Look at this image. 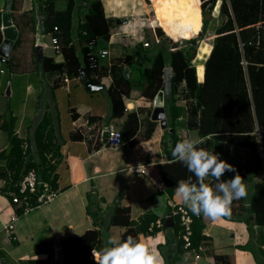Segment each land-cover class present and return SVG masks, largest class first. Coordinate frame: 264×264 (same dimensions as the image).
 Masks as SVG:
<instances>
[{
	"label": "trees",
	"instance_id": "trees-1",
	"mask_svg": "<svg viewBox=\"0 0 264 264\" xmlns=\"http://www.w3.org/2000/svg\"><path fill=\"white\" fill-rule=\"evenodd\" d=\"M156 1L151 0L152 5ZM164 1L171 3L163 5V13L167 14L164 16L168 18H162V29L171 37L200 41L202 38L194 37L195 29L201 25L199 35L205 32L211 17L210 5L213 0ZM76 5L85 7L83 17L77 22L79 53L75 45L69 43V28ZM44 8L55 16L53 22L46 23L44 31L51 30L58 37L63 60L55 61L51 56H42L40 68L76 76L83 67L86 78L96 84L101 83V78L110 76L111 83L107 86L104 84L110 101V117L125 112L122 96L127 95L133 87H139L146 100L152 99L164 84L166 66L171 68V87L164 107L167 126L172 130L167 133L170 138L164 141V152L168 161L159 164L160 176L166 184V190L171 193L182 179L191 177L195 180L192 173L171 154V147L181 139L177 132V116L185 111L183 124L197 130L203 141L200 147L217 153L250 181L251 190L248 196L234 201L232 212L237 209L234 216L247 223L249 240L243 245L244 248L252 252L258 264H264V248L261 247L264 242V173L261 178L257 177L260 171H264V0L220 1L219 19L210 53L203 63L204 76L201 82L197 80L195 67L190 61L194 55L195 42L182 43L180 47L169 46L166 51L164 32L157 26L154 34L162 37L161 42L148 49L146 56L150 63L136 65L138 78L134 79L128 73L125 75L124 66H128L130 71L131 64L137 62L136 54L124 53L123 56L110 59L108 64L97 54H90L91 50L97 51L98 46H102L97 37L106 42L110 36L112 18L105 16L101 0H67L63 9H56L53 0H44ZM1 41L0 31V43ZM18 42L17 37L14 46ZM136 45L139 51L137 54H140L142 49ZM142 47L145 46L142 44ZM197 70L198 66L196 73ZM180 98L184 99V105L177 102ZM143 109L144 106H140L138 110L126 113L121 125L122 140L135 138L140 122L139 113ZM69 110L72 117L76 118L78 113L75 108L70 107ZM145 112L142 119L145 127L139 134L142 138L150 137L155 125V121L149 118L150 111ZM88 119L93 121L97 117L89 116ZM14 120V115H9L0 124L8 137L7 146L0 150V177L5 180L4 187L19 192L18 180L29 167H35L39 170L40 179L55 188V164L46 158V154L51 153L53 157L58 155L59 142L50 118L44 115L35 124L29 137H21L14 132ZM82 137L79 129L70 133L71 139ZM227 144L234 146V150L229 149ZM94 146H98L97 141ZM239 149H242L241 155ZM32 154L36 159L29 160L28 156ZM233 175L235 173H227L224 179ZM208 182L213 181L210 179ZM88 200V212L92 213L93 206L100 210L93 194H88ZM29 201L31 205L37 203L34 193L29 196ZM22 210L23 206L16 209L17 212ZM190 214L191 247H196L206 236L202 232L201 216H196L191 211ZM231 216L232 214L229 217ZM155 217L154 214L146 212L138 220H134L130 218L129 206L120 205L116 201L102 226L94 219L98 227L88 228L80 235H70L62 240L61 248L65 259L68 264H95L92 250H101L104 247V238L109 235V225L125 227L120 236L121 240L129 235L138 238L139 232L149 233L158 229L157 226L152 230L148 229L150 221ZM173 218L175 229L180 233L178 216L173 215ZM178 236L179 243H183L180 234ZM214 259L217 264H232L222 254L215 253Z\"/></svg>",
	"mask_w": 264,
	"mask_h": 264
},
{
	"label": "crops",
	"instance_id": "crops-1",
	"mask_svg": "<svg viewBox=\"0 0 264 264\" xmlns=\"http://www.w3.org/2000/svg\"><path fill=\"white\" fill-rule=\"evenodd\" d=\"M169 2L171 3V1L157 0L152 5L154 14L153 17L148 18L149 26L160 24L163 17L168 18L164 16L167 14L163 13V5ZM102 4L105 7V15L113 17L115 20L113 22H116L114 23L116 26H110L108 40L102 46H98V49L108 50V55L103 58V61L108 64L113 57L123 56L124 53L129 52L136 54V61L150 63L146 53L154 44L161 42L160 38L154 34V42L146 39L142 32L143 22L140 27H134L136 17H132L136 19L133 23L126 22V19L115 16L118 14L112 11L113 8L109 10L110 13H107V5L104 1ZM0 11L9 13L10 25L15 28L6 60L0 61V97L1 95L6 97V100L2 101L3 106L0 105V124L9 115H14V132L18 136L29 137L35 124L47 115L51 123L53 120L51 125L59 142L58 155L53 157L51 153L46 154V158L55 164L53 173L56 174V187L50 186L52 194L45 200L36 199L37 203L31 205L29 196L32 193H30L26 201H12L11 196L14 191L7 190L4 187V178L0 177V264H68L61 248L62 240L70 235H80L88 228L98 227L94 219L102 226L116 201L120 205L129 206L130 218L134 220H138L146 212L154 214L155 219L158 217L163 219L162 226H158L156 231L139 232L138 239L156 246L165 257L166 264H217L214 259L215 253L224 255L232 264H258L252 252L243 246L249 240V232L246 221L234 216L237 209L232 212L231 217L216 220L201 216L202 232L206 237L196 247L186 248L182 242L179 243V232L175 229V220L171 216L168 221L166 215L171 210L170 202L182 203L175 197V189L168 193L159 172V164L168 161L164 152V141L170 138L167 133L172 128L167 126V121L166 125L162 126L160 120L152 118L153 98L156 94L152 99L146 100L141 94V89L133 87L127 95L122 96L125 112L122 115L110 117V101L106 104L103 100L100 105L101 97L91 100V94L94 93L92 90H105L104 84L107 86L112 81L110 76L101 78V83H97L101 84V87L89 89L82 77L83 67L76 76L40 68L42 56H51L55 61L63 60L61 50L55 51L58 53L55 57L52 53L44 52L49 43L43 37L48 34L51 38L53 34L51 30L45 32L44 28L46 23L53 22L55 17L54 14L45 10L44 0H0ZM84 12L85 7L81 14H77V20L83 17ZM212 13L213 10L210 14ZM216 16L218 21L219 11L216 12ZM72 21L71 18L69 43L72 42L76 47L72 34ZM121 21L124 24L120 26L122 32H119L116 28ZM2 22L0 21V31L3 40ZM124 35H131L136 41L131 44L122 42L125 39ZM17 37L19 42L14 46ZM144 40L149 41V45L145 46ZM38 42L46 43V45L42 46ZM137 43L139 45H136ZM142 44L145 47H142ZM79 45L80 43L78 49ZM135 45L142 49L140 54H137L139 51ZM50 47L54 50L52 44ZM168 50L169 46L166 45V51ZM195 56L194 53L190 61L195 67L197 80L201 82L203 79H198L196 73ZM124 68L125 75L128 73L130 76L131 69L129 71L128 66ZM165 70L164 84L168 80L167 76H171V68L166 66ZM83 89L90 91L86 100L78 98ZM56 90L60 94L66 92L67 95L62 101V111L59 109L58 98L60 97ZM168 96L169 89L165 88L163 107ZM177 102L182 105L185 103L182 98ZM140 106H144V109L139 113L140 122L135 138L123 140V144L119 147L104 145V137L101 133L103 126L106 123H112L121 130L126 113L138 110ZM70 107H74L77 111L76 118L72 117ZM146 110L150 111L149 118L155 121V125L150 137L142 138L139 134L145 127L142 119L145 117ZM164 115L166 119L165 107ZM89 116H96L97 119L90 121ZM177 119L179 121L177 132L180 137L189 135L201 139L195 128H188L183 124L185 111L180 113ZM74 129L80 130L83 135L81 139L70 138V133ZM95 141L98 143L97 147L94 146ZM7 144L6 131L0 125V150ZM23 146H26L25 143ZM227 147L234 150L232 145L227 144ZM239 154H242V149H239ZM28 158L32 160L36 159V156L32 154ZM137 162L147 163L146 169L149 175L129 168L131 163ZM29 169H34L39 176L37 168L29 167L27 170ZM158 181H163L162 187H158ZM246 183L250 192V181L247 178ZM89 193L93 194L100 210L93 206L92 213L88 212ZM19 206H23L21 212L16 211ZM188 211L190 212L189 209ZM124 228L118 224H111L108 227V234H116L120 237Z\"/></svg>",
	"mask_w": 264,
	"mask_h": 264
},
{
	"label": "clouds",
	"instance_id": "clouds-1",
	"mask_svg": "<svg viewBox=\"0 0 264 264\" xmlns=\"http://www.w3.org/2000/svg\"><path fill=\"white\" fill-rule=\"evenodd\" d=\"M202 143L199 138L184 135L174 147L170 146L172 157L195 177L178 181L175 197L196 216L212 220L229 217L233 202L246 198L249 186L235 166L200 147ZM230 172L235 175L224 179ZM92 256L95 264H166L156 246L131 235L124 240L116 234L107 235L104 247L100 251L93 248Z\"/></svg>",
	"mask_w": 264,
	"mask_h": 264
},
{
	"label": "rangeland",
	"instance_id": "rangeland-1",
	"mask_svg": "<svg viewBox=\"0 0 264 264\" xmlns=\"http://www.w3.org/2000/svg\"><path fill=\"white\" fill-rule=\"evenodd\" d=\"M103 1L107 5V7H106L107 8V13H110L111 11H109V10H111V8H113L112 11L118 14V15L115 14L116 17L126 19L127 20L126 22L130 21L132 23H133V21L136 20V19H133L132 17H136L137 20H136V25L134 27H137V28L140 27V24H142L141 22H143L144 25H143V28H142L143 29L142 32H143V36L146 39H151L154 42L155 41L154 40V37H155L154 36V31H155L154 28L159 26L161 28V30L164 32L163 36L165 38L163 37V39L165 40V42H167V46L178 47L179 44H182V43L190 44V43H194L195 42L196 43V47H195L194 53L196 55L197 46H198V42L196 40L193 39V41H191V40H189L190 38L184 39L185 37H181L178 40H174L172 37H170L162 29V27L160 25L149 26L148 18L149 17H153V14H154V10H153V7H152L151 0H109V1L108 0H102V3H103ZM66 3H67V0H54V6L56 8H64L66 6ZM103 8H105L104 5H103ZM82 10H83V6H77L76 5L74 7L73 12H72V20H73L72 21L73 22L72 34H73L74 40L76 42L77 53H79V50H78L79 40L77 39V33H76V31H77L76 30L77 29V21H78L77 20V14H81ZM104 12L106 14L105 9H104ZM111 18H112L111 19V26L114 27V26H116V25H114V23H116V22H113V20H114L113 17H111ZM122 24H124V22L121 21L118 24L119 25L118 28L115 27L119 32H122V29L120 27V26H122ZM125 28H129V27L125 26ZM205 34H206V32H204L203 34H200V35L196 34V35H194V37L199 36L200 38H204ZM157 37H159L160 40L162 39L161 36H157ZM124 38L125 39L122 42H125L126 44H131L132 42L136 41V39H134L131 35L130 36L129 35L128 36L124 35ZM43 39L45 41H48V43H49L48 47L44 49V52L52 53V55L55 57V55H57L58 53H55V50H53L50 47V44H51L50 36L48 34H46L43 37ZM208 39H209V42L211 43L212 37L211 38L208 37ZM97 40H98L99 44H104V42H102L99 37H97ZM117 57H119V55L115 56V59ZM144 64H146V63L144 61L141 62V60L137 61L136 63L134 62L133 64H131L130 78H138V72H137V68L136 67L138 65H144ZM31 78H33V77H31ZM92 91L94 93L91 94V96H92L91 100L95 99V98L99 99L101 97L102 99L100 101V103H101L100 105H102L103 100L106 102V104L109 103V97H108V95H107V93H106V91L104 89H95V90H92ZM57 92H58V95L60 97V99L58 98L59 109L62 111V101L64 100L65 97H67V95H66V92H64V94H62V93L60 94L59 91H57ZM89 93H90V91L88 89H83V91L80 92L81 95L78 98H82L83 100H86V98H87ZM72 97L74 98V96H72ZM3 99L6 100V97L5 96L3 97L1 95V97H0V105L3 103L2 102ZM88 100H90V99H88ZM2 106H3V104H2ZM57 109H58V107H57ZM52 123H53V120H52ZM262 176H263V171H260L257 177L261 178Z\"/></svg>",
	"mask_w": 264,
	"mask_h": 264
},
{
	"label": "built area",
	"instance_id": "built-area-1",
	"mask_svg": "<svg viewBox=\"0 0 264 264\" xmlns=\"http://www.w3.org/2000/svg\"><path fill=\"white\" fill-rule=\"evenodd\" d=\"M54 29H56V26H54ZM50 39L54 50L57 52L60 51L61 44L59 43L58 37L53 33ZM38 43L42 46L46 45V43H42V42H38ZM143 44L145 46L149 45V41L144 40ZM90 54L91 55L97 54L99 57L104 58L108 55V50L106 48H99L97 51L91 50ZM101 133H105L104 145H107L109 147H119L123 144L121 130L119 128H116L112 123H106L101 129ZM146 166L147 163L145 162H137V163H131L129 165V168L132 171H140L149 175ZM151 178L153 179V177ZM153 180L155 181V179ZM157 185H159L158 187H162L163 181L160 182L158 181ZM50 188L51 187L48 184V182L41 180L34 169H29L18 180L19 192L18 193L12 192L11 200L14 202H21L24 200L26 201L28 194L35 193L36 199L38 201H43L52 194V192H50ZM170 205H171V210L166 215V218H170L173 215L178 216L179 223L181 225V231L179 234L183 241V246L189 248L191 247L190 236L192 232L191 229L192 215L188 211L187 207L184 206L183 204H175L173 202H170ZM163 222H164L163 219L158 217L150 223L148 228L149 230H152L153 227L155 226L157 227L162 226ZM9 227H11V224H9ZM261 246L264 248V244H262Z\"/></svg>",
	"mask_w": 264,
	"mask_h": 264
},
{
	"label": "water",
	"instance_id": "water-1",
	"mask_svg": "<svg viewBox=\"0 0 264 264\" xmlns=\"http://www.w3.org/2000/svg\"><path fill=\"white\" fill-rule=\"evenodd\" d=\"M215 5H216V0H213L212 4L210 5V11L212 10V7L214 8ZM0 21H3L2 24L4 25V28H3L4 39L0 43V61L1 60L4 61L6 60V57L8 54H6L5 51L1 50L2 46L4 42L6 41L9 42V44L11 43L12 38L14 37V34H15V28L14 26L10 25V15L7 11L5 12L0 11ZM216 23H217V16L216 14L212 13L211 17L209 18V22L207 24L206 33L209 32L211 35H213L215 27H216ZM81 72H82V77L85 80V85L89 89L101 87V84L92 83L88 79L85 78L86 76H85L83 68ZM167 77H168V80H166L165 82L166 84H164V86L159 89V91L156 93L155 97L153 98L154 107L152 111V118L160 120V123L162 124V126L166 125V119H165L164 107H163V95L165 92V88L169 89V92H170V87H171L169 75ZM104 136H105V133H103V137ZM167 220L169 221L170 219L167 218Z\"/></svg>",
	"mask_w": 264,
	"mask_h": 264
},
{
	"label": "bare ground",
	"instance_id": "bare-ground-1",
	"mask_svg": "<svg viewBox=\"0 0 264 264\" xmlns=\"http://www.w3.org/2000/svg\"><path fill=\"white\" fill-rule=\"evenodd\" d=\"M219 4H220V0H217L216 5H215V7L213 9V13L214 14H216V12L219 11ZM158 25H161V23L158 24ZM200 30H201V25L200 26H196L195 34H198L199 35ZM212 36L213 35H211L209 32H207L206 35H205V37L202 38L200 41H198L197 52H196V56H195V65L198 66V70H197L198 79H203V76H204V67H203L204 64H203V60L210 53L212 44L209 42L208 37L211 38ZM172 38L174 40H178L177 37H172ZM1 50L2 51H5V53L8 54L9 42H7V41L4 42Z\"/></svg>",
	"mask_w": 264,
	"mask_h": 264
}]
</instances>
